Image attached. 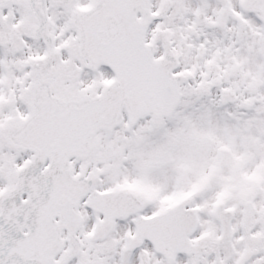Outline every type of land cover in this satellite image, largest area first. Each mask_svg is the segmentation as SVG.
Returning a JSON list of instances; mask_svg holds the SVG:
<instances>
[{"label":"snow or ice","instance_id":"snow-or-ice-1","mask_svg":"<svg viewBox=\"0 0 264 264\" xmlns=\"http://www.w3.org/2000/svg\"><path fill=\"white\" fill-rule=\"evenodd\" d=\"M0 264H264V0H0Z\"/></svg>","mask_w":264,"mask_h":264}]
</instances>
